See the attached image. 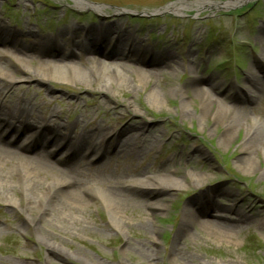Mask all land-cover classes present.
Returning <instances> with one entry per match:
<instances>
[{
    "label": "rangeland",
    "instance_id": "374dc122",
    "mask_svg": "<svg viewBox=\"0 0 264 264\" xmlns=\"http://www.w3.org/2000/svg\"><path fill=\"white\" fill-rule=\"evenodd\" d=\"M86 1L102 8L107 23L116 20L113 18L116 11H125L120 22L131 32V40L142 42L156 55L169 53L175 66L158 67L160 72L148 66L140 67L133 58L125 69L132 76L133 72L149 76L148 81L142 89L134 92L119 90L113 97L95 91L93 84L89 89L82 84L40 83L32 79L18 81L7 89L6 94L13 99L28 98L38 112L48 110V116L53 111L63 112L60 119L69 125L80 116L85 123L90 120L99 123L103 113L114 109L109 118L117 121V129L135 124L151 132L147 142H154L153 151L146 150L135 161L143 168L149 167L151 177L175 172L179 180L181 175L200 172L206 175L207 182L194 188L186 185L179 192H170L166 196L162 192L143 190L142 198L164 200V211L149 216L146 208L140 205L137 216L118 209L114 211L115 219L132 225L133 229L114 230L104 203L109 199L103 192L115 184L118 176L125 177L128 171H133L135 164L116 156L120 151L117 153V148L111 146L108 171L98 173L87 184L94 197L85 199L80 195L79 205H74L72 199L65 200L80 209L74 217L81 221L83 231L59 232L56 231L58 224L56 230H52L48 225L49 213L36 226H25L20 221L21 216L6 209L0 201V227L4 230L0 237V264H264V178H258L259 171L242 174L237 168L235 162L239 152L234 146L242 141V132L239 131L229 145L220 146V127L211 125L208 120L198 122V100L190 91L187 108L190 117L186 119L180 117L178 96H164L160 107L151 104L146 96L155 82V88L167 92L183 87L193 78L219 82L225 72V87L231 85L243 89L241 75L251 70V61L237 42L248 41L251 52L261 50L252 31L261 26L264 0H245L230 8L220 6L217 9L197 8L193 3L198 0ZM212 1L224 4L237 0ZM180 3L193 6L179 15L165 10ZM0 18L6 26L21 33L19 42L26 47L39 44L48 36L56 40L54 37L58 38L61 31H66L65 28L72 24L82 29L101 22L93 11H77L71 0H0ZM26 28L32 29L33 34H24ZM63 33L65 41L75 34L72 31ZM76 37L81 41L84 33H76ZM6 53L14 57L12 53ZM7 65L13 75L21 76L13 65ZM24 65L33 71L37 60L26 59ZM122 69L118 68V71ZM202 88L206 90L204 86ZM127 102L138 112L128 109ZM261 104L264 100L256 103L254 112H247L251 120L260 118L257 112L263 108ZM81 132V128L75 127L63 133L74 136ZM118 138L117 135L115 139ZM200 151L205 156H201ZM191 160L199 166V171L188 166ZM100 162L96 161L95 165ZM127 181L138 183L134 177H128ZM206 189L215 193L211 202L220 210L205 213L208 209L203 208L202 218L214 215L236 218L229 206L243 202L248 224L243 226L241 233L225 236L214 230L202 232L199 223L191 224L187 233L181 231L184 205ZM53 202L54 206L59 200ZM141 224L148 228L147 233L133 226ZM139 246L155 258L152 261L142 258L145 256L139 252Z\"/></svg>",
    "mask_w": 264,
    "mask_h": 264
},
{
    "label": "bare ground",
    "instance_id": "6f19581e",
    "mask_svg": "<svg viewBox=\"0 0 264 264\" xmlns=\"http://www.w3.org/2000/svg\"><path fill=\"white\" fill-rule=\"evenodd\" d=\"M244 1L237 0L221 4L212 0H198L193 4L201 9H217L220 6L230 8ZM71 2L77 11L90 10L95 12L101 22L100 25L83 27L82 29L75 24L66 27V31L75 33L69 42L64 39L65 33L63 32L66 31H61L58 36L59 39L54 37L57 41L45 37L42 44H32L24 48L22 45L14 43L18 37L17 32L8 29L0 18V124H6L15 135L14 139H11L6 137L0 129V201L6 209L19 214L21 216L20 221L25 226H36L37 222L49 213L48 225L52 230H56L55 226L58 224L59 227L56 231L59 232H64V230L66 232L68 229L83 231L81 221L74 217L80 209L68 204L65 200L72 199L75 202L74 205H79L81 203L80 195L85 199L93 196L92 192L90 194L87 184L91 181L90 179H95V175L98 173L105 174L108 171V149L113 146L117 148V153L118 150L120 151L116 156L122 157L126 162L134 163L135 166H133V171H128L127 176H118L115 184L104 190L105 193L103 192V194L109 199L107 202L104 201L105 208L112 229L119 230L125 227L133 229L132 225L117 221L114 211L121 209L125 213H134L138 216V208L143 205L149 216L156 215L164 211V200L142 198L143 190L162 192L166 196L170 192H179L186 185L193 188L200 187L207 182L206 175L197 172L181 175L178 180L175 172H170L158 177H151L148 172L149 167L143 168L140 164L135 163L136 159L141 154L143 155L146 150L153 151L154 142H147L151 132L135 124L125 125L117 129V121L109 118L114 109L103 113V119L99 123L95 120L85 123L80 116L73 123V128H81L82 132L73 137L72 135L61 134V131L67 130V124L62 123L60 119L63 117V112L55 113L53 111L48 116V110L38 112L28 98L13 99L12 96H8L5 101L4 98L1 99V95L7 89H11L18 81L26 79L40 83L82 84L89 89H92L91 85L93 84L95 91L113 97L119 90L134 92L137 89H142L149 79V76L139 72H133L134 76L129 74L128 70L125 69L130 64L129 57H137V62L140 65L154 69L170 64L175 66L172 56L167 52L154 55L144 51L138 56L136 50L138 43L131 41V32L120 22V17H124L126 14L125 11H116L113 15L116 20L107 23L102 8L95 7L86 0H71ZM193 4H175L165 10L173 15H179L180 12L192 7ZM32 31V29L26 28L23 33L32 35ZM81 31L85 34L83 43L94 45L95 51H102V47L98 43L106 42L112 38L118 47L123 46V44L128 45L129 52L125 56L124 52L121 53L118 49H113L110 52L105 50L102 57L105 62L101 58H94L93 61L78 58L73 51H68V49L73 45H81L79 37H76V33ZM252 32L256 35L254 40L261 46L260 51L251 52V45L248 41L237 42L238 47L244 53H248V58L251 61V70L241 75L244 83L243 90L231 85L225 87V80L223 79L227 76L225 72L222 73L223 80L220 78L219 82L193 78L183 87L174 91L163 92L162 89L158 90L159 87L155 88V82L149 88L146 96L151 104L156 107L162 106L164 96H178L182 111L180 117L186 119L190 117V113L187 112L188 93L190 91L192 96L198 100L196 116L198 122L208 120L211 125L220 127L218 135L220 146L229 145L234 136L239 131L242 132V141L234 146V150L239 152L235 162L237 168L242 174L259 171L258 178L263 179L264 106L257 112L259 119L251 120L247 116V112H254L256 103L258 101L263 103L264 100L261 98L262 96L264 98V15L261 26L257 31ZM223 41L226 40L223 38ZM58 42H61L60 48L56 47ZM140 45L142 46V44ZM6 47L13 50L14 57L4 55L6 54L4 53ZM28 53L31 55L27 56ZM26 59L29 61L37 60V65L33 71L25 67ZM8 63L21 73L20 77L17 78L10 72ZM105 63H111L117 66V69L122 67V75L118 76L113 73L116 71L107 68ZM172 69L175 71V68ZM156 71H160V69ZM150 74L148 72V75ZM258 94L260 97H257ZM126 105L134 113L138 112L131 106L130 102H127ZM49 124L53 125L52 128L44 131ZM23 135L25 141L20 145L19 140L22 139ZM117 135L119 138L116 140ZM46 148H51L53 155L64 152L66 155L65 163H59L58 168L53 166L49 159L42 157ZM200 152L201 156H205L202 151ZM94 161L102 162L95 165ZM190 162L189 167L195 171L200 170L197 164L192 163V160ZM128 177L136 178L138 183L128 182ZM214 195V192L206 189L184 205L180 222L182 232L187 233L190 225L194 223H199L202 232L214 230L225 236H233L242 232L243 226L248 224V218L243 212V202L229 206V210L234 211L236 218H226L221 215L202 218L204 217L203 208H208L209 211L220 210L211 202ZM56 199L59 202L53 206V201ZM133 226L139 231L146 233L148 231L144 224ZM3 234L4 230L0 227V237ZM138 250L143 252L140 246ZM147 252H143L145 257L142 258L152 261L155 257Z\"/></svg>",
    "mask_w": 264,
    "mask_h": 264
}]
</instances>
